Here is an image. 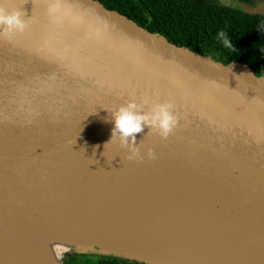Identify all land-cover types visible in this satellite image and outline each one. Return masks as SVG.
Instances as JSON below:
<instances>
[{"label":"water","instance_id":"water-1","mask_svg":"<svg viewBox=\"0 0 264 264\" xmlns=\"http://www.w3.org/2000/svg\"><path fill=\"white\" fill-rule=\"evenodd\" d=\"M221 2L264 16V0ZM0 7L27 25L0 26V186L55 196L71 220L107 240L63 253L180 264L160 243L187 242L166 229L171 219L193 225L213 264L231 260L217 229L264 236V76L174 44L98 0ZM146 97L171 101L179 123L167 140L145 126L136 136L143 160L129 161L119 138L111 141V113ZM29 199L0 194V234L16 247ZM247 236L230 249L248 252L235 264H257L260 241ZM0 264H15L1 244Z\"/></svg>","mask_w":264,"mask_h":264},{"label":"trees","instance_id":"trees-1","mask_svg":"<svg viewBox=\"0 0 264 264\" xmlns=\"http://www.w3.org/2000/svg\"><path fill=\"white\" fill-rule=\"evenodd\" d=\"M174 44L224 64L247 63L264 76V16L233 9L221 0H98ZM248 2L250 0H238ZM220 33H224L221 37ZM231 43V47L225 44ZM144 264L118 257L68 253L64 264Z\"/></svg>","mask_w":264,"mask_h":264},{"label":"bare ground","instance_id":"bare-ground-1","mask_svg":"<svg viewBox=\"0 0 264 264\" xmlns=\"http://www.w3.org/2000/svg\"><path fill=\"white\" fill-rule=\"evenodd\" d=\"M29 195V203L33 211L21 216L17 222L19 232V247L9 243L4 234H0V244L15 264H59V259L63 252L67 250H93L92 246L100 243L106 244L101 235V231L94 224L78 223L71 220L63 211L61 201L51 194L43 192H29L9 186H0V194ZM166 227L173 236L182 235L187 242L181 241L179 246L169 245L166 241L160 240L161 245L166 246L170 254L180 264H213L210 257H207V251L198 250V245L194 243L193 235L195 229L188 223H178V220H172ZM178 223V225H177ZM74 224V225H71ZM185 225L184 231L178 232L176 226ZM113 229H111L112 231ZM206 231V229H200ZM219 234H223L226 239V247H230L229 258L231 260L218 262L216 264H235L236 254L245 255L248 252L232 253L230 249L235 250L234 244H238L241 238L245 239L247 235L231 229H217ZM99 235V236H98ZM104 235V234H103ZM105 236V235H104ZM249 241H256L258 253L253 255V263L264 264V236L252 237L247 236ZM251 237V238H250ZM248 243V240H247Z\"/></svg>","mask_w":264,"mask_h":264},{"label":"clouds","instance_id":"clouds-1","mask_svg":"<svg viewBox=\"0 0 264 264\" xmlns=\"http://www.w3.org/2000/svg\"><path fill=\"white\" fill-rule=\"evenodd\" d=\"M20 12L9 13L7 9L0 7V26H6V33L23 32L27 25L21 19ZM221 37L224 33H220ZM225 44L231 47V43L225 40ZM151 102L152 106L149 111L144 108ZM111 119L114 121L111 141L118 137L123 148H127L130 155L127 160H143L140 146H137L136 136L144 131L147 126L151 129L150 133L158 134L162 139L167 140L176 129L179 119L174 114V104L169 102L157 103L150 101V98H143L141 103L135 99L126 102L118 110L111 113ZM110 141V142H111ZM147 156L155 160L156 153L149 148Z\"/></svg>","mask_w":264,"mask_h":264},{"label":"flooded vegetation","instance_id":"flooded-vegetation-1","mask_svg":"<svg viewBox=\"0 0 264 264\" xmlns=\"http://www.w3.org/2000/svg\"><path fill=\"white\" fill-rule=\"evenodd\" d=\"M258 0H250V1H248L247 3H251V4H253V3H255V2H257ZM113 6V5H112ZM90 257H94V258H99V257H101V256H105V257H111V256H106V255H98V254H91V255H89ZM102 264H114V262L113 261H111V260H106V261H104V262H102ZM117 264V263H116Z\"/></svg>","mask_w":264,"mask_h":264},{"label":"rangeland","instance_id":"rangeland-1","mask_svg":"<svg viewBox=\"0 0 264 264\" xmlns=\"http://www.w3.org/2000/svg\"><path fill=\"white\" fill-rule=\"evenodd\" d=\"M258 1H259V0H258ZM67 254H68V253H66V254H65V253H63V254H62V256H61V257H62V259H61V260H62L63 264H64V260L66 259V256H67Z\"/></svg>","mask_w":264,"mask_h":264}]
</instances>
